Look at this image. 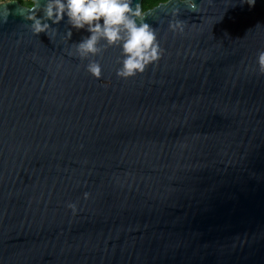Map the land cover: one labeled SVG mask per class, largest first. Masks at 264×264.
Instances as JSON below:
<instances>
[{
  "label": "water",
  "instance_id": "95a60500",
  "mask_svg": "<svg viewBox=\"0 0 264 264\" xmlns=\"http://www.w3.org/2000/svg\"><path fill=\"white\" fill-rule=\"evenodd\" d=\"M0 22V264H264V0H198L147 22L164 54L69 55L88 33ZM103 46V42H101ZM85 193L88 195L85 196ZM75 204V211L69 207Z\"/></svg>",
  "mask_w": 264,
  "mask_h": 264
},
{
  "label": "clouds",
  "instance_id": "9594fccd",
  "mask_svg": "<svg viewBox=\"0 0 264 264\" xmlns=\"http://www.w3.org/2000/svg\"><path fill=\"white\" fill-rule=\"evenodd\" d=\"M16 3L20 5L17 12L30 21L28 26L34 35L43 33L50 39L60 35L58 27L53 25H59L65 17L71 27L61 36L62 41H71L73 29L88 33L65 51L86 59V70L96 78L102 76V65L95 57L105 47L120 49L116 74L123 79L143 74L161 59L164 50L157 28L147 22L154 11L171 6L168 27L174 33H183L185 29V20L180 18L181 6L190 12L200 11L198 0H18ZM241 3L254 6L256 0H241ZM8 4L9 0H0V22L7 21ZM256 64L264 73V49L258 51ZM69 207L75 211L76 205Z\"/></svg>",
  "mask_w": 264,
  "mask_h": 264
},
{
  "label": "trees",
  "instance_id": "16d2710c",
  "mask_svg": "<svg viewBox=\"0 0 264 264\" xmlns=\"http://www.w3.org/2000/svg\"><path fill=\"white\" fill-rule=\"evenodd\" d=\"M10 1V0H9ZM11 1H18V0H11Z\"/></svg>",
  "mask_w": 264,
  "mask_h": 264
}]
</instances>
